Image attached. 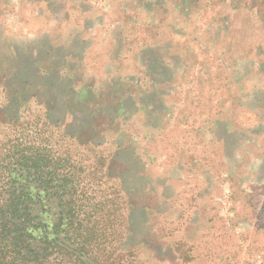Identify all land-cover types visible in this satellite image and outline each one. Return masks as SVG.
I'll return each instance as SVG.
<instances>
[{"label":"rangeland","instance_id":"obj_1","mask_svg":"<svg viewBox=\"0 0 264 264\" xmlns=\"http://www.w3.org/2000/svg\"><path fill=\"white\" fill-rule=\"evenodd\" d=\"M7 50L18 58L5 63ZM65 61L61 80L31 75ZM7 65L62 88L60 104L72 87L86 112L123 110L108 164L130 201L115 215L122 251L139 264H264V0H0ZM55 206L35 211L52 225Z\"/></svg>","mask_w":264,"mask_h":264},{"label":"trees","instance_id":"obj_2","mask_svg":"<svg viewBox=\"0 0 264 264\" xmlns=\"http://www.w3.org/2000/svg\"><path fill=\"white\" fill-rule=\"evenodd\" d=\"M11 57L18 54L9 50L3 61ZM65 66L31 75L61 80ZM61 89L34 86L19 70L0 68V106L9 112L8 130L0 133V264H139L138 253L121 250L123 222L115 215L123 216L130 201L119 175L108 170L121 119L118 126L112 122L114 112L108 113L106 104L86 112L89 103L72 87L60 104ZM83 112L87 115H78ZM77 115L84 125H74L71 133L67 127ZM110 131L113 135L104 137ZM98 138L105 143L95 144ZM30 183L39 193L29 191ZM51 202H56L52 225L35 211Z\"/></svg>","mask_w":264,"mask_h":264},{"label":"water","instance_id":"obj_3","mask_svg":"<svg viewBox=\"0 0 264 264\" xmlns=\"http://www.w3.org/2000/svg\"><path fill=\"white\" fill-rule=\"evenodd\" d=\"M64 63H66V62H64ZM59 75H60V73H59ZM122 116H123V110H120L118 113L114 114L111 117V121L114 122L115 124H117V126H118V122L117 121H118V119H121ZM122 134H124V135H121V134L118 135L119 138L121 137L123 140H125L127 142L128 141V137H127L126 133H122Z\"/></svg>","mask_w":264,"mask_h":264}]
</instances>
